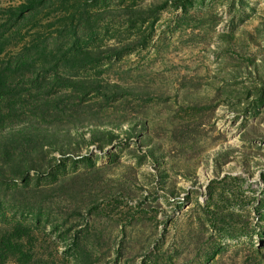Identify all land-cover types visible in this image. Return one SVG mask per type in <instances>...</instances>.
Returning a JSON list of instances; mask_svg holds the SVG:
<instances>
[{"label": "rangeland", "instance_id": "374dc122", "mask_svg": "<svg viewBox=\"0 0 264 264\" xmlns=\"http://www.w3.org/2000/svg\"><path fill=\"white\" fill-rule=\"evenodd\" d=\"M0 264H264V0H0Z\"/></svg>", "mask_w": 264, "mask_h": 264}, {"label": "trees", "instance_id": "16d2710c", "mask_svg": "<svg viewBox=\"0 0 264 264\" xmlns=\"http://www.w3.org/2000/svg\"><path fill=\"white\" fill-rule=\"evenodd\" d=\"M55 80H57L58 82H60V83H67V84H69V83H71V84H73L74 82V80H70L68 77H65V78H63V77H56L55 78ZM76 81V80H75ZM78 81H80V82H78V83H85V80L84 79H80V80H78ZM112 87H114L115 88V93H121L122 92V90L121 89H118L119 87L116 85V84H113L112 85ZM121 87V86H120ZM121 88H123V87H121ZM44 101L46 102V101H50V99L49 98H46V99H44ZM30 104H33V102H31ZM24 126H20V127H18L16 130H15V132H17V133H20L21 132V130H22V128H23ZM28 129V128H27ZM32 131L33 132H37V130L35 129V128H32ZM23 136H26L25 134L23 135ZM25 137H23V139H24ZM3 246H5V245H3ZM2 249H4V248H2Z\"/></svg>", "mask_w": 264, "mask_h": 264}]
</instances>
